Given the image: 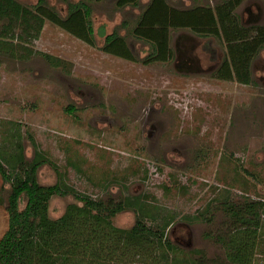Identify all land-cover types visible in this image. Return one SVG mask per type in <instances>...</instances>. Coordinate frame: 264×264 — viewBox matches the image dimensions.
<instances>
[{"label":"rangeland","instance_id":"1","mask_svg":"<svg viewBox=\"0 0 264 264\" xmlns=\"http://www.w3.org/2000/svg\"><path fill=\"white\" fill-rule=\"evenodd\" d=\"M17 1L36 11L39 0ZM45 1L65 17L67 3L81 0ZM82 1L93 12L95 47L48 20L37 39L7 38L0 21L3 166L12 172L19 147L31 163L37 146L81 195L106 204L140 198L152 212L171 211L178 215L168 230L173 243L220 256L235 229L226 204L264 203V50L254 59L250 85L216 79L226 43L190 30L171 31L170 60L144 64L151 46L132 32L151 0L121 9L119 0ZM167 1L186 11L227 0ZM236 14L246 28L264 26V0H243ZM101 26L106 35L124 37L138 62L101 51ZM37 178L44 187L57 182L49 165ZM2 189L0 177V241L9 229L10 186ZM70 204L81 205L54 197L50 217L59 219ZM182 217L200 219L189 223ZM261 220L256 237L238 235L250 243L252 264H264V213ZM135 222L133 211L113 219L122 229Z\"/></svg>","mask_w":264,"mask_h":264},{"label":"trees","instance_id":"2","mask_svg":"<svg viewBox=\"0 0 264 264\" xmlns=\"http://www.w3.org/2000/svg\"><path fill=\"white\" fill-rule=\"evenodd\" d=\"M140 1L119 0L117 7H138ZM242 1L227 0L215 8L179 11L170 7L167 0H151L132 32L134 38L151 46L144 64L170 60L174 56L170 48L171 31L190 30L200 37L212 36L226 43L227 57L215 74L216 79L250 85L254 59L264 50V26H242L236 14ZM35 8L33 11L17 0H0L1 34L14 39H37L48 20L88 45L96 46L93 12L85 1L67 3L65 17L55 9H48L45 0H39ZM99 33L105 36L106 27L101 26ZM100 50L138 62L126 39L117 32L105 36ZM46 59L51 61L47 55ZM45 165L56 172L57 182L53 186L38 183V170ZM0 177L1 192L10 186L9 229L0 241V264H252L250 243L246 244L238 235L249 238L258 235L263 202L245 203L243 207L226 204L225 211L235 229L230 230L233 235L228 238L229 245L215 258L205 250L182 249L173 243L168 230L178 215L171 211L155 207L152 212L140 198L126 196L118 203L106 204L81 195L68 185L65 174L37 146L31 163L25 161L23 148L19 147L12 172L5 169L0 159ZM57 196L72 197L81 205H68L63 216L54 220L50 217V202ZM0 205H4L1 194ZM127 211L136 215L134 226L116 227L113 219ZM201 217L205 222L211 218ZM199 219L181 218L189 223Z\"/></svg>","mask_w":264,"mask_h":264},{"label":"flooded vegetation","instance_id":"3","mask_svg":"<svg viewBox=\"0 0 264 264\" xmlns=\"http://www.w3.org/2000/svg\"><path fill=\"white\" fill-rule=\"evenodd\" d=\"M185 48H186V47H185ZM184 52L186 53L187 50H184V51H183V53H182V55H181L182 58H186V57L184 56V55H185ZM185 63L187 64L188 69H191V68L193 67V66H192V61H191V60H186ZM219 69H220V68H219ZM217 72H218V71H217ZM217 72H216V73H217ZM216 73H215V74H216ZM222 81H223V80H222Z\"/></svg>","mask_w":264,"mask_h":264}]
</instances>
